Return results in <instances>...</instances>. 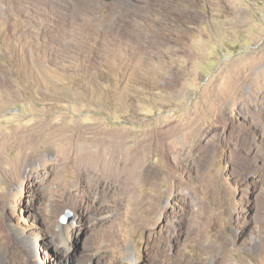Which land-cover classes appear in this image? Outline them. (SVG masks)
Segmentation results:
<instances>
[{
	"label": "rangeland",
	"instance_id": "374dc122",
	"mask_svg": "<svg viewBox=\"0 0 264 264\" xmlns=\"http://www.w3.org/2000/svg\"><path fill=\"white\" fill-rule=\"evenodd\" d=\"M263 57L264 0H0L1 264H264Z\"/></svg>",
	"mask_w": 264,
	"mask_h": 264
},
{
	"label": "bare ground",
	"instance_id": "6f19581e",
	"mask_svg": "<svg viewBox=\"0 0 264 264\" xmlns=\"http://www.w3.org/2000/svg\"><path fill=\"white\" fill-rule=\"evenodd\" d=\"M263 59H264V57H263ZM256 67H257V65L253 66L254 70H257ZM118 217L119 216L117 214H110L107 217H105L103 219V221H113V220H116ZM115 231H116V229L114 227H109L105 231L107 234V237H105V236L101 237L99 242H98V245L86 244L85 249H87V250H85V254H82L81 256L77 257V262L79 264H87L89 262H91V264H116L115 257H117V253L120 252L122 247H121V245L117 244V241H114L110 237L112 234L115 233ZM68 232H69V230L66 229L65 233L68 234ZM2 247H5V245L3 244ZM155 254H157V249H155ZM11 255L13 257V261L11 262V264H22L19 261L18 257H16L15 253H12ZM69 257L71 258V254L68 256V258ZM1 262H0V264H1ZM148 263L158 264L156 259L154 262L151 260L150 256H149V260H148L147 264Z\"/></svg>",
	"mask_w": 264,
	"mask_h": 264
},
{
	"label": "water",
	"instance_id": "95a60500",
	"mask_svg": "<svg viewBox=\"0 0 264 264\" xmlns=\"http://www.w3.org/2000/svg\"><path fill=\"white\" fill-rule=\"evenodd\" d=\"M68 215H69V218H70V217H71V215H72V213H71V212H69V213H68Z\"/></svg>",
	"mask_w": 264,
	"mask_h": 264
}]
</instances>
